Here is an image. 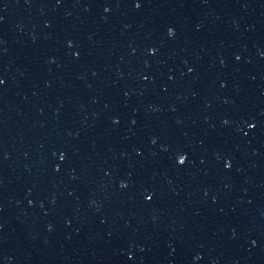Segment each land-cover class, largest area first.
Here are the masks:
<instances>
[{
	"label": "water",
	"instance_id": "1",
	"mask_svg": "<svg viewBox=\"0 0 264 264\" xmlns=\"http://www.w3.org/2000/svg\"><path fill=\"white\" fill-rule=\"evenodd\" d=\"M135 3L0 0V264L264 256V0Z\"/></svg>",
	"mask_w": 264,
	"mask_h": 264
},
{
	"label": "snow or ice",
	"instance_id": "2",
	"mask_svg": "<svg viewBox=\"0 0 264 264\" xmlns=\"http://www.w3.org/2000/svg\"><path fill=\"white\" fill-rule=\"evenodd\" d=\"M135 7L136 8L141 7L140 0H136ZM0 19H2V17H0ZM169 34H172V30L171 29H169ZM3 83H4V81L0 80V84H3ZM225 123H227V121H225ZM251 127H255V126L251 125ZM61 159H63V156H61ZM186 161H187V155L186 154L180 153V154L177 155V163L179 165H184L186 163ZM228 166L230 167V165H228ZM149 199H151V197H149Z\"/></svg>",
	"mask_w": 264,
	"mask_h": 264
}]
</instances>
